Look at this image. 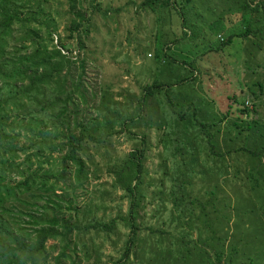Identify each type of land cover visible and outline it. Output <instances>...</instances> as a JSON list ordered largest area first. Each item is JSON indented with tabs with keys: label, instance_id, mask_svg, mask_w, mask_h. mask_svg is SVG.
I'll return each instance as SVG.
<instances>
[{
	"label": "rangeland",
	"instance_id": "obj_1",
	"mask_svg": "<svg viewBox=\"0 0 264 264\" xmlns=\"http://www.w3.org/2000/svg\"><path fill=\"white\" fill-rule=\"evenodd\" d=\"M145 1L7 0L9 5L24 6V9L18 12L21 21L0 34V58L31 52L44 45L47 49L68 50L72 72L80 74V68L84 71L81 80L85 81L87 91L82 94L87 102L79 99L76 109L69 105L65 122L76 128L77 122L72 117L81 112L76 116L77 121L81 119L87 125L84 134L91 156L85 160L84 174H89V180L78 185L75 179L78 173L71 169L62 177L71 181L66 190L59 182L50 181L56 200L63 206H71L81 223L118 218L110 199L118 201L121 193L113 187L115 181L105 165L108 159L105 152L111 158H121L127 152L144 149L146 176L143 189L140 188L141 208L136 218L139 231L124 264H227L214 262L212 251L206 245V235L199 237L196 229L190 228L192 218L178 219L179 211H174L170 204L172 190L175 196L183 193L184 201L195 203V215L200 211L214 214L215 206L219 213L230 215L229 235L234 221L238 229L236 241L232 235L226 238L224 252H230L229 245H238L236 264H262L255 256L258 258L257 251L264 247V236L257 232L254 238L252 231L264 229L261 212L264 209V154L254 157L245 148L264 142V138L256 134L248 140L247 132L237 133L251 121H258L264 127L263 9L241 16L230 13L226 0L191 1L193 21L199 31L205 32L196 42L205 45L190 51L194 47L188 41L190 30L186 27L188 34L182 30L180 15L187 0H175V6L155 11L143 7ZM165 1L159 0L156 6ZM231 1L236 3L237 10L238 0ZM251 1L256 4L263 0ZM211 8L218 12V22L214 21L216 16ZM77 13L84 18L74 30ZM30 31L38 37L28 34ZM244 32L249 34L242 38L234 36ZM230 36H234L232 43L221 47ZM183 66L188 70L184 71ZM182 78L186 81L179 83ZM256 82L261 84V89ZM150 85H159L161 90L143 99L144 87ZM250 90H255L257 95H251ZM174 100L179 101L176 110L180 112V103L202 102L197 106L202 118L207 114L215 119L228 112L227 118L209 131L212 151L201 131L186 140L183 131L193 133L196 129L191 121L192 112L181 119L180 112L171 109L170 103ZM4 125L0 142L11 141L16 147L19 158L14 163H23L38 148L34 145L27 151L21 150L38 140L33 137L30 141L32 135L47 137L56 144L63 141L56 137L57 128L51 126L45 130L39 121L28 120L25 115L12 113L4 118ZM73 132L77 135V130ZM178 133L182 134L181 138H177ZM14 136L17 137L12 139ZM233 148L237 151L226 153ZM174 149L184 151V155L173 152ZM170 154H174L173 160L180 161L176 172L171 170V160L161 158ZM52 157V166L19 167L17 172L14 167L13 176L6 167L0 166L3 176L0 184L14 185L34 168L39 173L60 171L63 152L53 153ZM34 185L40 186L39 182ZM214 191L218 193V201L209 198ZM7 193L11 192L1 189L0 200H9L11 196ZM136 194L137 191L129 192L130 196ZM125 207L124 202L123 210ZM118 221L110 237L91 238V234L74 237L66 255L61 254L57 240H48L46 260L40 257L36 264H115L121 259L129 236L127 222ZM9 225L13 230L12 223ZM213 244L209 242L211 247ZM85 249L90 251L89 260L83 257Z\"/></svg>",
	"mask_w": 264,
	"mask_h": 264
},
{
	"label": "trees",
	"instance_id": "obj_2",
	"mask_svg": "<svg viewBox=\"0 0 264 264\" xmlns=\"http://www.w3.org/2000/svg\"><path fill=\"white\" fill-rule=\"evenodd\" d=\"M158 1L146 0L142 3V6L148 7L151 11H155L157 8H166L169 5L175 6V0H166L163 4L156 6ZM191 1L193 0L185 2L186 4L181 8L180 15L182 30L187 34L186 27L190 30L188 41L192 46L194 45L190 50L193 51L198 47H203L205 44L200 46L196 42L204 31H199V28L196 27L193 21L192 10L189 6L192 3ZM226 1L229 3L228 10L230 13H240L241 16L248 15L258 12L259 8H262L264 12V0L256 4H253L251 0H238L237 10L234 8L236 5L234 1ZM22 9H24V6H11L7 3V0H2V5L0 6V34L14 22L18 23L21 21L18 18V12ZM210 11L216 16L214 21L218 22L219 16L216 9L211 8ZM76 16L78 20L74 25V30L81 25V21L84 18L81 13H77ZM246 31H248V28H246ZM28 34L38 37L33 31H30ZM247 34L249 32L234 36L242 38L247 36ZM234 36H230L223 41L221 47L230 45ZM64 51L61 48L55 47L47 49L42 45L31 52H21L12 54L10 57L0 58V132L5 126L4 118L15 113V115H25L28 120L39 121L45 130L51 126L57 128L56 137L63 139L62 142L56 144L54 141L50 142L47 137L32 135V138H29L30 141L33 137L38 138V140L31 146L24 147L21 150L27 151L34 145L38 146V148L30 156H27L23 163H14V159L18 160L19 157L16 154V147L11 144V141L7 143L0 142V161L4 159V162H0V166L6 167L5 169L9 170L10 176H13L14 167L17 172L19 167L28 169V167L37 166L39 169H43L42 164L52 166L53 153L60 154L63 152L60 171L49 172L48 170H43L42 173H39V170L34 168L32 173H29L22 179L16 180L14 185L3 186L0 184V191L4 189V192H11L7 193L11 196L9 200H0V264H36L40 257L46 260V243L48 240H57L61 254L66 255L75 241L74 237L79 234H91L93 235L91 238H98L100 236L110 237V234L114 233L116 226L119 224L118 219L127 222L129 236L125 241V247L120 256L121 259L115 264H124L137 240L139 226L136 218L137 212L141 208L140 198L142 193L140 188L143 189L144 175L146 176L143 167L146 150L127 152L121 158H111L108 156V152H105V155L108 157L105 165L115 181L113 187L121 193L118 201L110 199L114 202L113 207L117 211L115 217L118 218L116 219H111L108 222L91 219L81 223L78 216L73 214L71 206L68 204L63 206L56 200L57 195L55 190L50 186L53 185L50 181L55 180L56 183L59 182L61 187L66 190L70 186L71 181L63 180L62 177H65L64 174L71 169L76 170L78 173L75 177L78 185L89 180V174H84L85 160H89L91 156L85 139L86 135L84 134L87 132V125L81 119L77 121L76 116L81 114V112L72 117L77 122L76 128L71 127L69 121L65 122L68 115L67 107L69 105L76 109V102L79 99L82 103L87 102L83 99L82 94L84 91H87L85 81L81 80L84 71L82 70L83 68H80V74L73 73L74 68L71 69L73 62L69 59L68 54L70 52L68 50ZM192 61L188 63L192 64ZM64 70H66V73L62 74ZM183 70L187 71L188 68L183 66ZM180 80V82L178 81L179 83L186 81L183 78ZM255 85L259 89L262 88L259 82H256ZM160 90L161 87L159 85L145 86L143 99L155 96ZM250 94L253 96L257 95L255 90H250ZM178 102L174 100L170 103L171 109L175 113L180 112V110H176ZM201 104L202 102H199L197 105L193 101L180 103L179 107H182V109L179 116L183 119L189 111L192 112L191 121L196 129L193 133L183 131L186 140H190L193 135L201 131L202 135L206 138V142L209 144L210 151H212L213 146L210 144L212 135L209 131L212 127L226 119L228 112L215 119L208 117L207 114L202 118L198 115L199 109L197 107ZM244 109L247 111L246 108ZM163 124H165L164 120ZM73 130H77V135L74 134ZM244 132H247L246 138L248 140H251L252 136L256 134L264 138V127L258 121L248 122L245 127L242 126L239 129L237 134H243ZM16 137L14 136L12 139ZM181 137L182 134L178 133L177 138ZM204 145L206 146V144ZM242 148L244 149V147ZM230 150L226 153L229 154L237 151L236 148ZM45 151L49 153L46 155L44 154ZM245 151L254 157H260L264 154V142L255 144L249 149L245 148ZM173 152L180 153L182 156L184 155L182 153L184 151L182 150L174 149ZM173 155H163L161 158L163 160H171L173 162L171 170L176 172L179 170L180 161L173 160ZM32 157H36L34 161ZM55 165H59V163ZM0 179H3L2 175H0ZM36 182H39L40 186H35L34 183ZM133 182L134 184L131 185ZM173 188L174 185H172ZM131 191H137V194L130 196L129 192ZM217 196L218 193L214 191L210 192L209 198L213 201H218ZM170 197L172 209L180 213V215L178 214V219L188 217L191 220L192 218L194 227L191 226L190 228L196 229L199 237L206 235L205 240H208L206 245L212 251L214 262L225 261L227 264H236L237 260L234 259L238 255V251H240V246L229 245L227 250H230V252H224L223 244L226 238H229L231 235L233 236V241H236L234 237L235 231L238 229L237 222H233L232 227L234 229H231L229 235V221L231 217L225 213H219L218 206H215L216 212L214 214L200 211L195 215L193 207L195 203L193 201H184L186 198L183 193L175 196V192L172 190ZM3 201L5 202L4 206L2 205ZM124 202L127 204L125 210H123ZM13 203L15 205L10 206ZM48 203H52L53 206L48 207ZM261 212L264 217V209ZM10 223H12L13 230H10ZM257 232H260L264 236V229H255L252 231L254 238L257 237ZM237 238L239 240L242 239L241 236H237ZM210 241L215 243L213 244L214 247L209 245ZM257 252L258 258L255 256V260H261L262 264H264V247ZM89 255V249H85L83 251L84 259L89 260Z\"/></svg>",
	"mask_w": 264,
	"mask_h": 264
}]
</instances>
